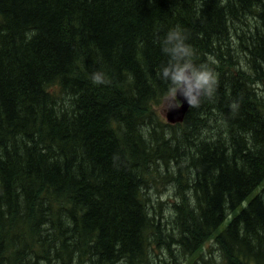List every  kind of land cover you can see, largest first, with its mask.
Segmentation results:
<instances>
[{
	"label": "trees",
	"instance_id": "obj_1",
	"mask_svg": "<svg viewBox=\"0 0 264 264\" xmlns=\"http://www.w3.org/2000/svg\"><path fill=\"white\" fill-rule=\"evenodd\" d=\"M195 4L0 0V264H264V0ZM177 25L219 87L170 124Z\"/></svg>",
	"mask_w": 264,
	"mask_h": 264
},
{
	"label": "clouds",
	"instance_id": "obj_2",
	"mask_svg": "<svg viewBox=\"0 0 264 264\" xmlns=\"http://www.w3.org/2000/svg\"><path fill=\"white\" fill-rule=\"evenodd\" d=\"M195 7L200 9L199 0H196ZM188 38L186 30L179 25L155 37L154 42L167 57V63L156 70L157 78L166 86L162 97L164 109L179 108L184 101L192 109L199 108L205 100L215 97L219 87L214 70L207 63L194 62V51L187 42ZM91 81L95 85L109 83L101 71L92 73ZM180 96L184 101L179 99Z\"/></svg>",
	"mask_w": 264,
	"mask_h": 264
},
{
	"label": "water",
	"instance_id": "obj_3",
	"mask_svg": "<svg viewBox=\"0 0 264 264\" xmlns=\"http://www.w3.org/2000/svg\"><path fill=\"white\" fill-rule=\"evenodd\" d=\"M180 100L184 101V97L180 96ZM190 106L187 104L186 101L180 106L179 108H174V109H165L164 110V115L166 117V120L169 123H178L182 122L185 117L187 112L189 111Z\"/></svg>",
	"mask_w": 264,
	"mask_h": 264
},
{
	"label": "rangeland",
	"instance_id": "obj_4",
	"mask_svg": "<svg viewBox=\"0 0 264 264\" xmlns=\"http://www.w3.org/2000/svg\"><path fill=\"white\" fill-rule=\"evenodd\" d=\"M214 46V45H213ZM157 110L160 112V114L164 117V119L166 120V117H165V115H164V108H163V104L161 103V104H159V105H157ZM167 121V120H166ZM193 136V135H192ZM204 136H207V133L205 132V131H203L202 129H200L199 130V132L197 133V134H195L193 137H192V141L193 140H198V141H200V139H203L204 138ZM171 194V192H169L168 190H165L164 191V193L162 194V195H164V198H168L169 197V195ZM153 196V198L155 197L154 195H152ZM168 211L169 210H165L164 211V216L166 215V217H165V219L166 220H170L169 219V217H167L169 214H168ZM43 230H44V228H42ZM167 231H169V229L167 230ZM45 235H49L50 234V232H45L44 233ZM208 241V240H207ZM210 242V241H209ZM207 244H208V242H207ZM218 252L219 251H217L216 252V259H219L220 257H219V255H218ZM220 260V259H219ZM218 260V261H219Z\"/></svg>",
	"mask_w": 264,
	"mask_h": 264
}]
</instances>
